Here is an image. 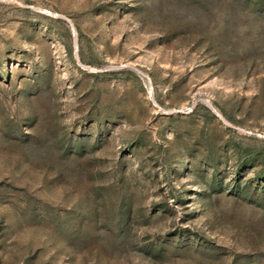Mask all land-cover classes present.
I'll list each match as a JSON object with an SVG mask.
<instances>
[{
    "label": "rangeland",
    "instance_id": "rangeland-1",
    "mask_svg": "<svg viewBox=\"0 0 264 264\" xmlns=\"http://www.w3.org/2000/svg\"><path fill=\"white\" fill-rule=\"evenodd\" d=\"M0 264H264V0H0Z\"/></svg>",
    "mask_w": 264,
    "mask_h": 264
}]
</instances>
